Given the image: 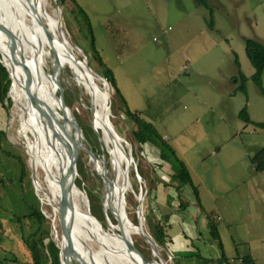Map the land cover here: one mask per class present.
Wrapping results in <instances>:
<instances>
[{"label": "rangeland", "instance_id": "1", "mask_svg": "<svg viewBox=\"0 0 264 264\" xmlns=\"http://www.w3.org/2000/svg\"><path fill=\"white\" fill-rule=\"evenodd\" d=\"M76 2L87 13L91 26L72 0H65L63 4L58 1L64 30L86 54L95 71L101 74L107 67L112 71L126 102L123 103L114 89L111 91L110 120L133 156L129 157L130 186L124 199L128 217L139 225L137 204L143 196L142 216L148 215L144 224L146 231L154 238L155 226L165 227V223L166 231L172 232L169 242L156 240L167 264L186 261H189L186 264H201L200 255L216 259L223 251L229 256L250 253L256 264H264V169H255L251 161L264 147V128L246 122L239 115L246 107L253 121L264 120V92L251 77L255 68L246 53L244 40V37H255L264 42V0H207L206 4L195 0ZM45 5L50 11L59 8L55 0H46ZM3 8L0 5V14L6 19ZM13 13L16 15L15 5ZM72 54L66 43L63 55L71 57ZM53 56L57 59L56 52ZM0 60L5 65L1 53ZM51 62L46 58L45 68L48 70L51 66L56 73ZM244 75L247 77L243 81L245 89H241ZM92 76L104 90H111L109 83L95 74ZM12 79L13 88L10 84L8 91L12 102L7 109L2 110L0 106V128L8 139L0 146V264H26L30 257L23 234H32L38 226L42 231L47 228L48 239L58 245L61 236L58 216L55 227L52 206L45 201L38 183L48 189L41 167L35 175L37 189L32 179L25 137L20 133L25 91L22 94L19 91L16 97L14 75ZM60 83L67 105L80 125L84 147L96 152L92 158L85 150L80 151L77 165L81 163L83 172L77 169L76 183L78 179L84 195L79 196L85 201L86 196L89 209L92 203L90 211L97 216L103 214L104 220L96 219L98 225L113 240L119 239L111 246L122 245L127 226L118 221L114 212L108 211L104 202V162L108 177L115 176L109 146L103 140L105 128L97 125L92 100L84 86L78 84L72 68H65ZM261 84L264 88V70ZM126 107L152 122L164 141L173 146L176 156L188 168L191 183H182L176 176L177 161L165 162L154 143L135 138V125L125 114ZM56 173L63 176L59 167ZM141 186L145 192L140 191ZM85 188H91L98 197L91 195L90 202ZM195 197H199L200 205ZM228 197L231 202L224 208ZM165 203L172 210L167 217L163 214ZM99 204L106 210V218ZM213 205L221 208L212 212ZM35 209L45 214L41 223L35 216L27 215ZM209 217L218 222L223 247L210 237ZM181 218L186 220L183 225ZM46 234L43 233L44 240ZM132 241L149 260L159 264L152 246L143 236L134 233ZM88 243L93 251L99 249L96 242L88 240ZM39 246L43 264H52L44 244L40 242ZM124 257L128 264L129 256ZM106 264L122 263L107 258Z\"/></svg>", "mask_w": 264, "mask_h": 264}, {"label": "bare ground", "instance_id": "2", "mask_svg": "<svg viewBox=\"0 0 264 264\" xmlns=\"http://www.w3.org/2000/svg\"><path fill=\"white\" fill-rule=\"evenodd\" d=\"M45 1L46 0H0V5H3L4 7L3 12H6V19L0 14V21L8 24L19 34L22 47L29 60L32 78L34 79V82L33 79L31 82L27 78L22 67L16 63L15 59L17 58V53L15 56L12 51L11 40L5 33L0 31L1 58L9 68L11 79L12 75H14V88L17 93L16 97L19 96V91L21 94L25 91V110L23 111V115L20 116V121L22 123L20 133L25 137V147L29 155V162L32 170L36 175V170L38 167H41L45 173L48 189L43 186L39 180L38 183L41 185V189H43L45 201L52 206V215L56 224V216H58L57 196L59 192V176L56 173V168L59 167L62 174L66 176L68 168L67 149L61 140L62 137H60L58 126L48 117L43 115L39 108L32 104L28 96L31 93H34V90H37L45 102L55 110V114L60 121H62V118L65 115V129L70 132L74 138H81L82 140L83 135L80 126L77 123L70 106L66 104L67 107L64 108L65 112L63 114L60 110L62 105L56 98L57 84L54 79V74L60 81V75L68 66L73 69L78 84L84 86L87 94L92 100L91 109L93 116L96 118L97 125L105 128V136L103 140L105 144L109 146L112 167L115 172V176L109 177V180L105 185V207L108 211L111 207L112 212H114L117 217H119L120 221L127 226L126 237L123 232L125 241L122 242V245L113 244L112 247L111 244L117 243L119 239L115 238L116 241L113 240L108 235V231L98 225L96 218L87 213V198L85 196V201L79 196V194L84 195V192L78 188H74L73 191L70 192L68 203L65 207V213L68 221L72 224V233L79 252L82 254L83 264H106L107 258H115V260L121 261L122 264H127L124 255L129 256L132 264H154L151 260L144 262L136 252L129 250L126 245V239H130L131 237L132 240L134 233H137L140 236H143V233H149L144 227L141 210H138V215H141V218L140 222L138 221L139 225H137L126 214V210L123 208L124 204L121 202L120 205L119 202L121 192H124L125 199L126 189L130 186L129 178L127 182L124 180V168H128L129 157H126L123 154L117 139H113L109 134V127L113 128L114 131L115 128L110 120V113L108 112L107 115L105 113L108 98L106 97L103 87L98 84L91 75L85 61L79 57V54L82 53L81 49L71 44L70 38L64 30L61 20V8H54L50 11L47 9ZM14 5L16 15L13 13ZM39 18L42 19L43 24H41ZM46 31L52 35V39H48ZM66 43L75 55L72 54L71 57L63 55V48ZM54 52L57 54V59L53 56ZM46 58H48L49 61H52L51 63L54 65L56 73H53L51 66H49L50 69L48 70L45 68ZM95 76L97 75L95 74ZM19 80L21 84L18 83ZM106 83L108 82L106 81ZM12 84L13 79L11 82V89ZM15 101L17 104L16 98ZM117 136L118 140L123 143L122 137L119 134H117ZM107 171L105 168L106 174H108ZM34 184L37 189L36 178ZM142 198L143 196L139 197L140 200ZM113 235L115 237L118 236L116 232H114ZM88 240L96 242L99 249L93 251ZM60 241L59 246L61 248L62 256L61 264H73V252L63 239ZM146 241L152 246L154 254L158 258V263L167 264L166 261L164 263L159 258L161 254H159L160 251L157 243L149 238ZM109 250L113 253L115 252V255L111 254Z\"/></svg>", "mask_w": 264, "mask_h": 264}, {"label": "trees", "instance_id": "3", "mask_svg": "<svg viewBox=\"0 0 264 264\" xmlns=\"http://www.w3.org/2000/svg\"><path fill=\"white\" fill-rule=\"evenodd\" d=\"M58 1L60 4H63L65 0H58ZM195 1L199 4H206L207 0H195ZM72 2L75 4V7L77 8V10L81 11L82 16L84 17L85 21L88 23L89 28H90L91 25H90V20H89L87 13L76 2V0H72ZM244 40H245L246 53L255 68L251 77L257 82L259 86H261V90L264 92V88L261 84V75L264 70V42L255 37H244ZM98 58L99 60L102 61L99 55H98ZM101 74L105 76L108 82L110 83L111 91L113 92V89H114V91L119 94L123 103L126 104L125 99L120 93V90L116 84V81L114 80L112 71L107 67V69H104V72ZM246 79L247 77L244 75V77H242V83L240 85L241 89H245V86L243 85V81L245 82ZM19 83H20V80H19ZM10 84H11V76H10L9 70L7 69L6 65H4V63L0 60V106L2 110L7 109L8 105H10L12 102L11 97L8 95ZM12 88H13V84H12ZM64 99H65V96H64ZM112 102H113V99H112ZM18 108L21 110L20 104ZM125 114L128 117H130L132 121L134 122L135 126L133 128V131H134L133 134L135 138L141 139L143 141H150L154 143L160 149V155L165 162L166 161L169 162L170 160L175 161V162L177 161L176 165L174 166L176 170L178 171L176 176L180 178L179 180L182 183H191L192 182L191 176L189 174L186 164L183 162V160H181L180 158L176 156L173 146L167 141H164L165 139L162 138V136L158 132L155 125L152 122L140 116L137 112L130 110L128 107L125 108ZM239 115H241L246 122H253L254 125H256L257 127L264 128V120L253 121L250 118L249 114L247 113L246 107H243L240 110ZM21 126H22V123L20 121V127ZM94 135H95V141H97V134L95 132H94ZM6 139L7 137L5 135L4 129L0 128V146H2V143L4 144V141H8V139L7 140ZM92 151L96 153L94 149H92ZM7 152L11 154L10 151H7ZM103 153L107 155L106 151H103ZM251 161L253 164H255V169H260V170L264 169V147L260 148L259 151L251 157ZM24 164L25 162L23 161L22 162L23 167H24ZM77 169L79 172L81 173L83 172V166L81 165V163L77 165ZM77 181H78V185H80V182L78 179ZM85 190H86V193L88 195L90 202H91V199H90L91 195L98 197V195L91 188H85ZM99 207L102 212V207L100 204H99ZM91 208H92V203H90V209ZM93 214L100 221L104 220L102 217L103 216L102 213H101V216H97L95 213ZM27 215L35 216L37 220L39 221V223H41L46 218L45 214L41 210H38V209H35L29 212V214ZM110 218L113 219L112 216H110ZM143 219H144V224H145V221L147 223L148 215L144 214ZM164 225L165 227L156 225L155 226L156 232L152 233L155 240H157L159 243H165V242H169L170 240H172V236H171L172 233L169 234V232L166 231L167 224L164 223ZM169 226L170 224L168 225V227ZM55 227H56V224H55ZM145 227L147 229L146 225ZM209 228H210V237L214 240H217L219 245L223 247L222 240H221V237L218 231L217 223L213 218H210V217H209ZM44 229H45L44 230L45 232L42 231L40 226H38V228L32 234L22 235L23 240L25 241L26 246L28 247L30 251L32 262L33 264H43V252L39 246V243L41 242L44 244V248L47 251V254L49 255L48 258L50 259L52 264H60L59 245L56 244L54 240L48 239L49 231L46 230L47 228H44ZM41 232L45 234L47 232L46 240H44L43 233ZM200 257L202 258V264H232L230 262V258L232 257H227L224 252H222L221 256L216 259H212V258L204 257V256H200ZM238 257H241L246 264H254V261L250 257L249 254L236 255L234 258H238ZM128 264H130L129 261H128Z\"/></svg>", "mask_w": 264, "mask_h": 264}, {"label": "water", "instance_id": "4", "mask_svg": "<svg viewBox=\"0 0 264 264\" xmlns=\"http://www.w3.org/2000/svg\"><path fill=\"white\" fill-rule=\"evenodd\" d=\"M55 4L56 6H59V3L57 0H55ZM59 8H61L59 6ZM39 21L41 22V24H43L42 19L39 18ZM0 31L5 33L11 40V47H12V51L14 52L15 56L17 53V58L16 63L18 65H20L23 69V71L25 72V74L27 75V78L32 82V74H31V69H30V65H29V60L27 58V55L22 47V42L20 39L19 34L16 32V30H14L12 27H10L8 24L1 22L0 21ZM46 35L48 37V39H52V35L46 31ZM71 41V40H70ZM71 44L76 46L78 48V45L75 44L74 42L71 41ZM74 54V53H73ZM79 57L85 61V64L87 66V68L89 69V71L92 73V75L96 74L97 77H99L100 79L104 80L105 82L108 80L106 79L105 76H103L102 74H100L99 72L95 71L89 64L87 56L85 53H81L79 54ZM6 65V64H5ZM7 69L9 70L8 66L6 65ZM10 73V71H9ZM11 76V75H10ZM54 79L55 82L57 84V94H56V98L60 101L61 103V107L60 110L62 111V113L64 114L65 110L64 108L67 107V103L65 102L64 99V94H63V86L61 85L60 81L58 80L57 76L54 74ZM34 82V79H33ZM109 83V82H108ZM99 84V83H98ZM110 84V83H109ZM100 87V86H99ZM107 99V106H106V115L111 110V90L105 89L104 90ZM29 100L32 102V104L36 105L37 108H39L40 112L45 115L46 117H48L50 120H52L59 128L60 131V137H62V141L66 147V153H67V158H68V168H67V173L66 176H60L59 177V181H58V196H57V212H58V224H59V232H60V236L61 239H63L67 246L70 248V250L73 252V264H83V257L82 254H80L78 246L75 242L73 233H72V224L70 223V221H68V218L66 217V213H65V207L68 203V199H69V195L70 192L73 191L74 188H78L79 190H81L79 188V186L76 183V177H77V162L79 160L80 157V151L81 150H85L90 156H92V158H95V153L88 148H85L84 145L82 144V140L81 138H74V136L68 132L65 129V120L66 117L65 115L62 118V121L59 120L58 116L55 114V110L48 105L45 100L40 96V94L38 93L37 90H34V93H31L29 96ZM77 121V119H76ZM78 123V122H77ZM80 126V125H79ZM109 134L110 136L114 139L116 138L119 144L120 149L123 151V154L126 157H131L132 158V154L130 155V152H128V150H126V148H124V144L121 143L118 140V136L116 131L113 130V128L109 127ZM104 160V159H103ZM104 166V171H103V180L105 182V184L108 182L109 177L108 175L105 173V162L103 164ZM136 172L139 176L140 173L137 169L136 166ZM35 173L32 170V179L35 182ZM124 180L125 182H127L128 180V168L125 167L124 168ZM140 191H144L143 187H140ZM145 192V191H144ZM120 205L121 202L123 204H125L124 202V192L122 191L120 194V199H119ZM122 204V205H123ZM123 208H125V205L123 206ZM137 214H138V210H141L142 212V202L140 199H138V204H137ZM102 210L104 213V216L106 218L107 214H106V210L104 209L103 205H102ZM126 210V209H125ZM109 211H112V208H109ZM90 216L98 219L88 208V212H87ZM142 215V213H141ZM141 215H137L138 216V221L140 222V216ZM99 220V219H98ZM100 221V220H99ZM118 221L120 222V219L118 217ZM101 222V221H100ZM143 237L145 240L149 239H153L154 242H156V240L150 235V234H146L143 233ZM157 243V242H156ZM126 245L128 247L129 250H132L134 252H136L144 262H147L149 260V257H147L135 244L131 239H126ZM60 249V264H61V248L59 246ZM160 254V253H159ZM162 262L165 263L164 258L160 255L159 257Z\"/></svg>", "mask_w": 264, "mask_h": 264}, {"label": "crops", "instance_id": "5", "mask_svg": "<svg viewBox=\"0 0 264 264\" xmlns=\"http://www.w3.org/2000/svg\"><path fill=\"white\" fill-rule=\"evenodd\" d=\"M195 202L197 203V205H200L199 204V197L197 198V197H195ZM197 200V201H196ZM226 201V202H225ZM224 202H225V204L226 205H224V208H227V206H228V204L231 202V199L228 197L226 200H225ZM167 203H165V205H166ZM214 206V208H212V209H210V211H212V212H217V211H219V208H221L220 206H216V205H213ZM171 211L172 210H170L169 208H168V206L166 205V207H165V211H164V215H166L165 217H167L170 213H171ZM209 214H211L210 212H209ZM219 218V217H218ZM186 222V220L185 219H182L181 218V222H180V224L181 225H183V222ZM217 226H218V222H217ZM183 229V228H182ZM181 229V231H183ZM218 231H219V229H218ZM177 232V231H176ZM172 233V232H171ZM219 234H220V231H219ZM221 237V236H220ZM222 240V239H221ZM224 252V251H223ZM225 253V252H224ZM241 254H249L250 255V257L253 259V261H254V264H256L255 263V260H254V258H253V256L250 254V253H244V252H242V253H235V254H233V255H226L227 257H235L236 255H241ZM200 256H202V255H200ZM199 256V258H200V263L202 264V259H201V257ZM28 257H30V260H29V262L27 261V262H25L26 264H33V262H32V257H31V254H30V251H29V253H28ZM191 262H192V260L191 259H189ZM186 262H189V261H186ZM186 262H184V264H186ZM192 264H195L194 262H192Z\"/></svg>", "mask_w": 264, "mask_h": 264}, {"label": "built area", "instance_id": "6", "mask_svg": "<svg viewBox=\"0 0 264 264\" xmlns=\"http://www.w3.org/2000/svg\"><path fill=\"white\" fill-rule=\"evenodd\" d=\"M230 262L232 264H246L241 257H238V258L232 257V258H230Z\"/></svg>", "mask_w": 264, "mask_h": 264}]
</instances>
